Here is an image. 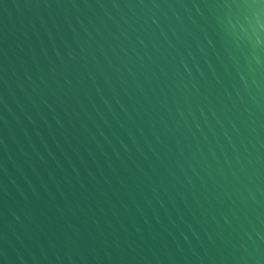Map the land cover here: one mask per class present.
I'll return each mask as SVG.
<instances>
[{"label":"water","instance_id":"water-1","mask_svg":"<svg viewBox=\"0 0 264 264\" xmlns=\"http://www.w3.org/2000/svg\"><path fill=\"white\" fill-rule=\"evenodd\" d=\"M0 264H264V0H0Z\"/></svg>","mask_w":264,"mask_h":264}]
</instances>
